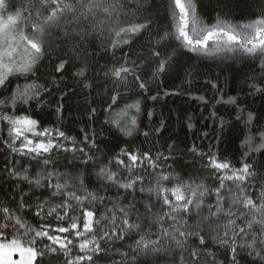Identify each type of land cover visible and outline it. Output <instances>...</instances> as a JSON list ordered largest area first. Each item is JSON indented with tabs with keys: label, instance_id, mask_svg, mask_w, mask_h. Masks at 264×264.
Returning a JSON list of instances; mask_svg holds the SVG:
<instances>
[{
	"label": "trees",
	"instance_id": "1",
	"mask_svg": "<svg viewBox=\"0 0 264 264\" xmlns=\"http://www.w3.org/2000/svg\"><path fill=\"white\" fill-rule=\"evenodd\" d=\"M9 3L18 8L28 0H9ZM106 3L116 5L111 17L97 13L94 17L76 20L70 14L66 15L59 26L50 28L43 37L48 54L36 65L35 74L9 77L6 88H0V100H5L17 86L33 82L43 85L48 91L41 93L42 104L37 105L36 101L16 107L5 104L0 105V112L29 116L38 122L36 131L58 128L75 141L73 145L72 140H65V147L84 150L57 149L35 159L32 155H21L12 151V147L20 148V141L10 147L9 126L0 122V201L15 210L21 195L26 194L25 202L33 207L25 209V219L38 226L40 220L33 215L34 205L45 200L56 204L61 197L51 196L46 180L42 181L43 187H36L19 176L27 174L34 180L38 175L53 173V183L57 180L67 183L68 190L82 186L87 192L105 197L103 206L96 205L99 208L97 215L111 203H118L129 211L133 222L140 218V232H132L124 241L112 245L96 264H114V261L121 264H182L181 253L183 264H230V253L211 239L210 228L214 222L211 226L203 224L206 247H202L201 256L195 262L189 253L199 243L197 237H191L185 244L186 251L170 239L161 238L155 246L159 251L150 248L137 252L133 250L134 241L148 232L152 233L151 239H157V226H150V221L161 207L154 190L158 174L176 176L188 183H203L209 189L218 186L212 170L205 167L211 154L220 161L229 162L233 168H239L243 163L252 165L255 176L249 179L251 187L248 190L259 195L264 186V149L250 151L245 141L251 137V147L255 148L261 142L260 132H264V57L247 55L239 50L202 55L178 47L174 39L169 42L170 47H158L162 56L154 57L151 55V50L156 47L153 41L158 39V34L170 29L169 0H106ZM196 6L199 16L208 25L214 24L218 15L233 24H242L264 13V0H196ZM36 7H39L38 0ZM14 11L15 8H9L7 12H0V16L6 20L9 14L14 15ZM43 15L42 12L41 20ZM32 16L36 18L35 9ZM146 21L151 22L150 28L134 35L129 44L111 47L119 27ZM209 44L211 46L212 42ZM160 59L167 60V65L157 73ZM61 60L68 63L62 73H57L55 65ZM121 64L134 68V74L128 75L123 82H116L107 74ZM82 67L86 68L85 77L73 75ZM137 75L146 88L139 87L135 80ZM84 83L91 87L85 88ZM113 96H116L115 104H112ZM229 99L236 102L227 103ZM60 104L63 107L57 113ZM132 104H138L139 110L126 107ZM109 105H112L110 109ZM122 110L127 111V116L116 115ZM249 114L252 120L246 123ZM131 117L136 119L131 135L107 122L109 118H116L121 126H130ZM146 132L147 136L144 135ZM26 135L42 139L33 137L32 133ZM86 135L88 140H85ZM193 148L196 150L192 151ZM121 149L140 154L148 152L158 166L152 168L144 163L132 173L119 168L114 157ZM45 158L49 160L47 165L42 162ZM105 166L117 173V183L100 175ZM138 176L142 180H138L134 188L120 187L129 178L135 180ZM175 183L177 181L173 180L165 186L171 188ZM215 200V195L206 198L203 215L208 214V204L214 210ZM199 220L200 216L193 214L189 224L196 225ZM46 222L53 227L57 224L53 217ZM62 223L68 226L67 222ZM11 238L9 235L8 239ZM117 249L125 254L123 258ZM79 254L82 253L73 248L72 255ZM237 259L239 264H252V257L246 252H241ZM63 261L62 254L59 257L50 254L43 264H63Z\"/></svg>",
	"mask_w": 264,
	"mask_h": 264
},
{
	"label": "snow or ice",
	"instance_id": "2",
	"mask_svg": "<svg viewBox=\"0 0 264 264\" xmlns=\"http://www.w3.org/2000/svg\"><path fill=\"white\" fill-rule=\"evenodd\" d=\"M36 3L37 0H28L27 4H21L16 8L9 3V0H0V12L15 8L14 15L9 14L6 20L0 16V88H6L10 82L9 77H27L28 73L35 74L36 65L48 54L43 37L50 28L59 26L66 15L70 14L76 20L81 17L87 19L90 15L94 17L97 13L111 17L116 8L115 4H107L106 0H38L39 7H36ZM33 9L36 13L35 19L32 16ZM42 12L44 15L41 20ZM168 18L171 20L170 29L158 34V39L153 41L156 47L151 50V55L154 57H161L162 53L157 48L170 47L169 42L173 39L178 47L202 55L211 56L239 50L247 55L264 57V13H261L259 18L242 24H233L218 15L216 22L208 25L198 14L196 0H169ZM150 26L151 22L146 21L128 27H119L115 30V39L111 47L115 49L121 44H129L134 35L147 30ZM64 35L67 36L68 33L65 31ZM67 63L68 61L61 60L55 65V72L62 73ZM166 65L167 60L160 59L156 72H162ZM85 73L86 68L82 67L73 75L85 77ZM133 74L134 68L121 64L107 75L115 78L116 82H123L128 75ZM135 80L139 82L141 89L146 88L140 76H135ZM83 86L91 87L89 83H84ZM47 91V88L35 82L25 84L23 87L17 86L10 97L0 100V105L11 104L16 107L18 104L25 105L31 101H36L37 105H40L43 103L41 93ZM235 102L234 99L227 101V103ZM115 103L116 96H113L112 104ZM62 107V104L57 106V113ZM111 107L112 105H109V109ZM126 107L139 110L138 104ZM94 113L95 109L92 110V114ZM116 115L127 116V111L122 110ZM237 119H241L240 115ZM251 120L252 115L249 114L246 123ZM0 122H6L9 126L10 147L16 141H20V148L12 147V151L21 155H32L35 159L57 149L84 151L74 146L71 149L65 147L64 141L72 138L58 128L36 131L38 122L29 116L0 112ZM107 122L126 135H131L136 125L135 117H131L130 126L128 124L121 126L116 118H109ZM26 133H32L33 137L42 139L29 138ZM144 135L147 136L148 133ZM259 135L261 142L255 148L251 147L252 138L246 139L245 143L250 151L264 149V132H260ZM85 140H88L87 135ZM72 143L74 145L75 141L72 140ZM247 155L246 152L245 156ZM156 159H159V156ZM114 160L119 168L130 173L144 163L152 168L158 166L148 152L140 154L121 149ZM42 162L47 165L49 160L45 158ZM205 167L212 170L215 179L219 182L214 189H209L203 183H188L176 176L158 174L154 190L158 194L161 207L150 221V226L152 224L157 226V239L150 238L151 232L140 235L139 239L134 241L133 250L139 252L151 248L152 251H159L155 247L158 240L168 238L178 248L186 251L185 244L191 237H197L199 243L189 253L192 261L195 262L201 256L202 247H206L205 236L202 234L203 224L208 223L211 226L214 222V226L210 228L213 233L211 239L230 253V264H239L237 257L241 252H246L252 257V264H264V186L258 196L249 192L251 185L248 181L255 176L252 165L243 163L241 167L233 168L229 162L220 161L215 154H211ZM100 175L107 181L117 183V173L109 171L107 166L101 168ZM19 179L36 187H43L42 181L46 180L51 196H59L61 200L56 204H50L49 200H45L34 205L36 210L33 215L40 220L38 226L32 225L25 219L27 215L25 209L33 207L25 202L26 194L21 195L15 210L0 201V264H43L44 259L50 254H56L57 257L62 254L63 264H96L102 254L110 251L112 245L124 241L132 232L139 233L142 228L140 218L137 217V221L133 222L129 211L118 203L110 202L111 206L97 215L99 208L96 205L99 203L103 206L105 197L87 192L82 186L77 190H68L67 183H60L59 180L53 183V173L38 175L34 180L25 174L19 176ZM138 180H142V177L138 176L135 180L129 178L128 182L120 187L134 188ZM173 180L177 183L172 184L171 188L165 186ZM210 195L216 197L214 210L213 206L208 204V214L205 216L203 212L206 198ZM226 202L227 206H225ZM193 214L200 216L196 225L189 224ZM49 217L56 220L55 227L50 222H46ZM62 222H67L68 226H63ZM9 235H12L11 239H8ZM73 248L78 249L82 254L73 256ZM117 252L122 258L125 256L119 249ZM13 253L19 254L18 260L12 258ZM181 262L183 264L182 253ZM114 264L121 262L114 261Z\"/></svg>",
	"mask_w": 264,
	"mask_h": 264
},
{
	"label": "rangeland",
	"instance_id": "3",
	"mask_svg": "<svg viewBox=\"0 0 264 264\" xmlns=\"http://www.w3.org/2000/svg\"><path fill=\"white\" fill-rule=\"evenodd\" d=\"M12 258L15 260L19 259V254L18 253H13Z\"/></svg>",
	"mask_w": 264,
	"mask_h": 264
}]
</instances>
